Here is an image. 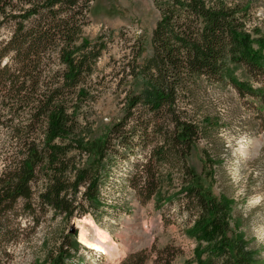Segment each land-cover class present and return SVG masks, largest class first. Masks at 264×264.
Instances as JSON below:
<instances>
[{"label":"trees","instance_id":"16d2710c","mask_svg":"<svg viewBox=\"0 0 264 264\" xmlns=\"http://www.w3.org/2000/svg\"><path fill=\"white\" fill-rule=\"evenodd\" d=\"M92 2L0 0V30L11 28L9 37L0 40V132L10 141L0 173V264L11 263L12 247L26 230L23 220L36 228L47 212L70 222L97 211L116 149L126 150L132 137L146 140L149 135L158 142L146 164L137 168L136 189L146 199L156 196L158 205L161 194L149 183L150 166L178 169L179 192L195 215L186 231L195 242L186 264H253L231 234L227 203L204 187L203 181L211 178L210 161H204L202 175L186 165L201 131L179 108L180 98L191 97L196 84L205 81L228 85L241 98L256 100L264 112V39L248 29L249 2L151 0L158 15L150 38L152 56L128 75L141 82L140 93L127 95L122 120L89 140L77 133L76 115L85 98L84 80L100 56L99 48L82 38ZM57 59L63 67L60 79L44 77ZM229 66L241 68L248 81L239 82ZM128 123L129 135L124 131ZM51 239V250L38 264H67L79 246L76 240L69 248L67 238L59 244Z\"/></svg>","mask_w":264,"mask_h":264},{"label":"rangeland","instance_id":"374dc122","mask_svg":"<svg viewBox=\"0 0 264 264\" xmlns=\"http://www.w3.org/2000/svg\"><path fill=\"white\" fill-rule=\"evenodd\" d=\"M235 1L249 2L248 29L251 33L256 29L264 39V0ZM157 21L151 0H93L90 4L82 38L97 46L100 56L82 86L85 98L76 115L78 134L95 139L123 119L125 98L141 90V82H133L129 72L152 56L150 38ZM10 29L0 30V40L9 37ZM141 43L144 52L136 59ZM229 71L239 82L248 81L241 68L229 66ZM62 72L57 59L49 63L43 76L58 81ZM196 85L194 94L181 97L179 103L184 117L201 131L186 165L202 175L204 161H210L211 178L203 181L204 187L217 200L227 203L231 234L240 239L253 264H264V112L256 100L241 98L226 84L200 81ZM124 131L130 134L131 123ZM122 136L128 143L129 136L124 132ZM145 138L132 137L131 144H125L126 150L116 149L118 157L111 159L106 169L99 192L102 204L97 211L74 217L70 222L59 216L53 218L47 212L36 228H28L29 219L23 220L21 227L26 230L21 241L12 247L10 264L40 263L45 251L52 248L51 237L57 244L67 238L64 243L69 248L74 239L79 245L67 264L192 261L195 242L186 236V231L195 215L179 192L182 177L178 169L171 164L150 166L149 183L161 194L158 205L154 203L156 196L146 199L137 192V168L146 164L158 142L150 135ZM8 147L10 141L1 131L0 173L9 155ZM76 163L82 165L84 160L77 157ZM84 228L93 230L91 237L83 238ZM101 232L111 247L110 253L106 250L107 255L93 245Z\"/></svg>","mask_w":264,"mask_h":264},{"label":"bare ground","instance_id":"6f19581e","mask_svg":"<svg viewBox=\"0 0 264 264\" xmlns=\"http://www.w3.org/2000/svg\"><path fill=\"white\" fill-rule=\"evenodd\" d=\"M90 225L92 226V223H90ZM92 233H93V230L91 228H84L82 230L83 238L91 237ZM107 242L108 241L106 239V235L103 232H101L99 236L97 237L96 241L93 243V245H94V248H97L98 250H102L106 254V250L109 251V253L111 252V247L107 245ZM88 250H91L94 252V250L92 249H88Z\"/></svg>","mask_w":264,"mask_h":264}]
</instances>
